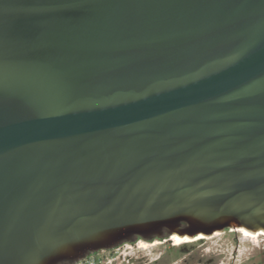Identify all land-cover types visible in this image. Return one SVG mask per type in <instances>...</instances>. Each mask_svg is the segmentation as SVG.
Instances as JSON below:
<instances>
[{
    "label": "water",
    "instance_id": "95a60500",
    "mask_svg": "<svg viewBox=\"0 0 264 264\" xmlns=\"http://www.w3.org/2000/svg\"><path fill=\"white\" fill-rule=\"evenodd\" d=\"M264 234V0H0V264Z\"/></svg>",
    "mask_w": 264,
    "mask_h": 264
},
{
    "label": "rangeland",
    "instance_id": "374dc122",
    "mask_svg": "<svg viewBox=\"0 0 264 264\" xmlns=\"http://www.w3.org/2000/svg\"><path fill=\"white\" fill-rule=\"evenodd\" d=\"M168 239H155L161 244L146 249L140 246L142 239L127 243L128 264H264L262 235L226 230L179 246Z\"/></svg>",
    "mask_w": 264,
    "mask_h": 264
},
{
    "label": "built area",
    "instance_id": "2783aa9c",
    "mask_svg": "<svg viewBox=\"0 0 264 264\" xmlns=\"http://www.w3.org/2000/svg\"><path fill=\"white\" fill-rule=\"evenodd\" d=\"M127 246V243H123L110 250H100L74 264H128Z\"/></svg>",
    "mask_w": 264,
    "mask_h": 264
},
{
    "label": "bare ground",
    "instance_id": "6f19581e",
    "mask_svg": "<svg viewBox=\"0 0 264 264\" xmlns=\"http://www.w3.org/2000/svg\"><path fill=\"white\" fill-rule=\"evenodd\" d=\"M236 231H239L245 235H250V236H259V235H262L264 236V234H252V233H249L245 230H236ZM216 234V233H215ZM214 234V235H215ZM213 235V236H214ZM212 237V236H211ZM201 238H209V237H204V236H200V237H196L194 239H190L188 237H179L178 235H172L168 240L172 241L173 242V245L174 246H179L183 243H187V242H192V241H198V239H201ZM158 244H161L160 241H157V240H154L153 242L151 243H148V242H144V241H141V244L140 246L144 249L148 248V247H151V246H155V245H158Z\"/></svg>",
    "mask_w": 264,
    "mask_h": 264
},
{
    "label": "trees",
    "instance_id": "16d2710c",
    "mask_svg": "<svg viewBox=\"0 0 264 264\" xmlns=\"http://www.w3.org/2000/svg\"><path fill=\"white\" fill-rule=\"evenodd\" d=\"M203 238H201V239H198V240H202ZM197 241V240H196ZM192 242H194V241H192ZM187 243H189V242H187Z\"/></svg>",
    "mask_w": 264,
    "mask_h": 264
},
{
    "label": "flooded vegetation",
    "instance_id": "af4514ba",
    "mask_svg": "<svg viewBox=\"0 0 264 264\" xmlns=\"http://www.w3.org/2000/svg\"><path fill=\"white\" fill-rule=\"evenodd\" d=\"M137 239H139V238H137Z\"/></svg>",
    "mask_w": 264,
    "mask_h": 264
}]
</instances>
